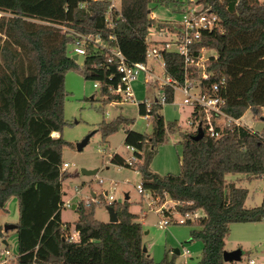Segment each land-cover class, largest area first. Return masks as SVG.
Masks as SVG:
<instances>
[{
  "label": "trees",
  "instance_id": "trees-1",
  "mask_svg": "<svg viewBox=\"0 0 264 264\" xmlns=\"http://www.w3.org/2000/svg\"><path fill=\"white\" fill-rule=\"evenodd\" d=\"M152 1L121 0L119 13L110 19L109 0H0V212L16 198L20 216L11 230L18 236V256H0V264H186L167 257L155 262L144 252L143 225L130 211L129 201L108 205L117 213L115 224L96 218L93 200L75 205L77 221H62V180L69 177L63 162L69 144L60 134L69 124L64 116L70 97L66 75L79 71L99 85L103 104L118 103L121 74L112 50L117 48L130 65L148 64L146 38L151 27L183 31L180 21L151 17ZM197 4L201 12L219 17V27L203 32L188 60L175 51H163L164 72L177 86L188 80L206 89L225 79L226 85L214 94L232 121L220 124L214 117L220 135L195 141V131L182 133L177 122H165L161 110L163 104L174 102L175 90L156 83L164 101L138 105L139 114L152 124V134L127 130L124 144L135 148V162L129 166L123 156L114 154L111 163L138 169L143 189L172 201L178 214L203 212V217L184 223L193 227L192 240L203 243V258L196 264H249V260L226 263L223 253L232 225L264 220V189L261 205L249 208L247 189L227 177L246 175L264 181V131L255 133L235 122L250 109L259 116L264 108V0ZM77 44L85 48L82 67L73 58ZM203 49L217 57L204 62L206 80L197 65ZM193 109L191 118L197 122L203 110ZM132 123L121 116L103 122V141ZM168 132L183 136L181 171L159 176L150 166ZM100 199L105 201L102 195ZM11 231L4 232L0 223L1 239Z\"/></svg>",
  "mask_w": 264,
  "mask_h": 264
},
{
  "label": "rangeland",
  "instance_id": "rangeland-1",
  "mask_svg": "<svg viewBox=\"0 0 264 264\" xmlns=\"http://www.w3.org/2000/svg\"><path fill=\"white\" fill-rule=\"evenodd\" d=\"M189 8L203 10L202 6L197 4V0H153L150 4L151 17L165 21H181L183 14ZM169 38L175 40V37ZM172 48L176 49L175 46ZM77 62L82 67L83 57H79ZM148 65L154 76L160 79V84L167 80L161 60L150 59ZM95 84L85 80L79 71H70L65 78V88L70 97L65 103L64 116L69 124L60 134L69 144L63 151V162L68 163L70 167L64 168L69 177L62 180L63 201L69 202V206L65 205L62 209V221L64 223L77 221L78 215L73 206L83 200H93L96 204V218L109 222L106 207L114 202L124 203L125 196L128 195L130 211L143 225V248L146 249L148 256L155 262H161L165 257L169 260L174 259L177 263L200 262L203 258V243L192 240V226L178 222L180 215L174 211V203L169 200L163 201L160 197L150 198L145 194H139L138 187L142 184L140 171L133 167H120L111 163L114 154H119L126 160L133 156L124 144L127 130L152 134V124L139 114L138 102L146 101L150 104L155 99L161 100V93L154 84L147 83L145 77L141 76L131 85L135 101L105 105L100 101L99 88H96ZM190 92L195 94L197 90L192 89ZM95 94L96 99L92 101ZM184 99L182 89H175L174 102L163 104L161 116L166 123L177 122L181 132L188 133L193 130L190 122L194 107L185 105ZM262 110L259 116L253 110H248L240 120V124L261 134L264 131V108ZM120 116L133 123L121 126L104 142L100 131L102 123L115 121ZM218 123L225 122L221 119ZM88 136H91L88 145L83 151H78L77 144ZM182 142L183 136L180 133L168 132L166 142L155 152L150 166L151 172L159 176L179 174ZM82 170L97 171V174L84 176L81 174ZM227 178L235 182L236 186L247 189V207L261 205L264 189V181L261 178H249L246 175H229ZM93 194L96 195L95 198ZM101 195L105 197L104 202L100 199ZM109 197L113 200L109 201ZM160 209L164 211L159 212ZM167 213L173 216L167 218L165 216ZM200 214L203 217V212L200 211ZM19 219L18 200L12 198L0 212V223L4 229L6 225H16ZM165 219H168L170 224L160 228L159 223ZM5 240L7 243L3 244ZM236 250L243 252L242 263H246L249 258H255L256 264H264V220L232 225L226 239L225 251ZM6 251L10 252L9 256L6 255ZM0 256L8 259L18 256V236L15 231L9 232L6 239L0 238Z\"/></svg>",
  "mask_w": 264,
  "mask_h": 264
},
{
  "label": "built area",
  "instance_id": "built-area-1",
  "mask_svg": "<svg viewBox=\"0 0 264 264\" xmlns=\"http://www.w3.org/2000/svg\"><path fill=\"white\" fill-rule=\"evenodd\" d=\"M98 1V0H95ZM110 1V8L108 12V17L111 19V16L114 12L119 13L120 10V3L121 0H109ZM181 25L183 26V31L181 33L173 32L166 29H157L155 27H151L149 29L146 42L148 43L147 49V58L150 59H159L162 61V66L165 68L164 60H163V51H175L178 54L184 56L188 60V56L191 50V46L194 44L195 41L199 40L203 32H212L219 27L220 19L219 17L214 14L210 13L209 11L201 12L194 8H189L182 17L180 21ZM113 26V23L110 24ZM169 37H175V40ZM97 42H100V37L97 36L95 39ZM106 46V45H104ZM175 46L176 49L172 47ZM113 54L119 60V73L121 74V85L117 88L116 93L119 95V102L120 103H127L131 100L135 101L133 91H132V83L137 81L141 76L145 77L147 83L152 84H159V86H171L175 89L180 88L182 89L183 94L185 95L184 104L191 105L193 107H199L203 110V116L200 117V120L197 122L191 121L190 126L193 128L191 131H195L197 133L198 126L201 125L205 135L210 137H218L220 134L216 131L213 120L214 117L217 123L219 120H223L224 122H231L232 119L227 117L221 109L222 100L220 97L216 96L214 93L219 91L223 86L226 85V80L222 79L220 82L214 84L210 88H200L199 86L194 85L190 81L186 80L183 86H177L170 78H167L165 82L160 84V79L155 77L153 71L146 63H135L130 65L127 63L125 57L122 53L117 49L112 50ZM73 55H78V57H82L85 55V48L81 44H77L73 48ZM210 57H216L214 52H209L205 49L202 50L201 53V61L197 64L199 67L203 68V79L206 80L207 74L204 70V62L207 61ZM96 88H99L98 84H95ZM192 89H196L197 93L192 94L190 91ZM155 101H158L155 99ZM161 102L164 101V95H161ZM145 102V101H144ZM147 105H150L146 102ZM139 105V102H138ZM236 123L238 121H235ZM129 151L132 153L135 151L133 146L127 147ZM135 162V158L132 156L126 163L131 166ZM70 165L68 163L64 164V168H69ZM138 193L141 195L152 197L150 193H145V190L140 185L138 187ZM113 198L109 197V201H112ZM69 206V202H64L62 204V208L64 206ZM164 209H160L159 212H163ZM169 211V210H168ZM163 215V214H162ZM180 215V214H179ZM202 215L196 212L193 215L186 214L185 216L180 215L178 222L180 224L186 223L188 220H194L196 218L201 217ZM167 218H170L166 216ZM170 221L168 219L162 220L159 223L160 228H164L165 226L169 225ZM75 235H72L70 240L75 239ZM6 255L9 256L10 252L6 251ZM4 261L3 263H5ZM249 264H256L254 260H249Z\"/></svg>",
  "mask_w": 264,
  "mask_h": 264
},
{
  "label": "water",
  "instance_id": "water-1",
  "mask_svg": "<svg viewBox=\"0 0 264 264\" xmlns=\"http://www.w3.org/2000/svg\"><path fill=\"white\" fill-rule=\"evenodd\" d=\"M73 58L75 60H78L79 57H78V55H74ZM90 137L91 136L86 137L82 142L77 144V150L78 151H83V149L88 145V143L90 141ZM204 137H205L204 130H203L202 126L199 125L198 129H197V133L193 137V140L200 141ZM81 174L84 176H95L97 174V171L82 170ZM105 196H107V193H105ZM93 197L95 198L96 195L93 194ZM128 200H129V196L126 195L125 201H128ZM73 209H75V206H73ZM106 210L109 214V223H113V224L118 223L119 219H118L117 213L115 212L114 208L107 206ZM15 229H16V225H6L4 227V232H8V231L15 230ZM5 243H6V241H3V244H5ZM143 250L146 253V249L143 248ZM177 253H178V251H177ZM242 256H243V252L241 250H236V251H232V252L224 251V253H223V259L226 263H231V262L240 263L242 260Z\"/></svg>",
  "mask_w": 264,
  "mask_h": 264
},
{
  "label": "crops",
  "instance_id": "crops-1",
  "mask_svg": "<svg viewBox=\"0 0 264 264\" xmlns=\"http://www.w3.org/2000/svg\"><path fill=\"white\" fill-rule=\"evenodd\" d=\"M146 102V101H145ZM263 111V110H262ZM238 124H240V120L238 121ZM241 125V124H240ZM56 137H58L59 136V133H55L54 134ZM248 260H254L255 262H257L256 261V259L255 258H249ZM248 260H247V262H248Z\"/></svg>",
  "mask_w": 264,
  "mask_h": 264
}]
</instances>
